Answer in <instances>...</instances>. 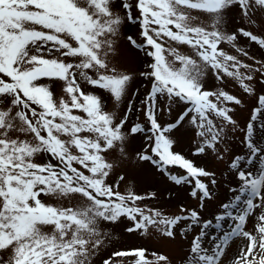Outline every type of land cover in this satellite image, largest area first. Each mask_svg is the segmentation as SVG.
Segmentation results:
<instances>
[{
    "label": "snow or ice",
    "instance_id": "obj_1",
    "mask_svg": "<svg viewBox=\"0 0 264 264\" xmlns=\"http://www.w3.org/2000/svg\"><path fill=\"white\" fill-rule=\"evenodd\" d=\"M119 7L123 20L113 11L112 0H0V264H92L103 243L98 231L102 221L115 224L127 219L132 222L128 232L151 235L154 230L164 240L175 239L182 222L198 223L195 210L171 216L146 212L136 206L144 197L131 190L122 194L107 183L114 165L104 154L118 151L123 156L129 135L144 134L154 154L142 151L140 160L160 168L178 166L186 175L167 179L181 185L194 178L193 197L200 201L213 196L210 185L216 184L215 174L174 152L168 134L188 119L200 137L196 154L211 150L223 158L217 145L226 128L235 130L232 106H240L242 100L226 90H204L203 80L214 73L216 79L231 78L244 93L255 94L254 74L264 75V63L253 68L219 46L227 43L236 48L239 34L264 48V36L245 28L228 34L221 25L234 7L252 23L256 12L264 13V0H120ZM133 8L138 9V17ZM186 9L209 14L211 25H192L196 17ZM133 20L139 22L143 40L137 43L131 36L128 40L151 58L147 70L140 73L151 81L142 101L150 127L134 124L126 133L128 115L117 123L112 113L104 111L102 98L85 94L79 81L121 101L132 76L110 67L107 54L122 22ZM169 42L187 45L194 56L166 47ZM236 51L248 55L243 48ZM44 79L53 85L63 82L68 98L57 101L52 87L40 83ZM161 96L169 101V110L176 102L191 107L164 126L158 118ZM257 103L253 120L255 114L264 115V94L257 96ZM246 128L248 154L233 157L228 165L238 187L230 189L233 198L221 205L223 212L215 217L218 224L231 220L233 226L211 241H206L202 229L190 241L183 264H220L226 247L238 237L248 243L237 264H264V213L256 218L255 234L245 230L253 210L264 207V147L251 139L253 124ZM38 154H47L56 163H37ZM74 195L83 198L76 208L41 200V196ZM42 226H50L51 233L43 232ZM210 226L208 222L204 227ZM113 256L132 257V264H171L167 255L153 252L148 258L143 248Z\"/></svg>",
    "mask_w": 264,
    "mask_h": 264
},
{
    "label": "rangeland",
    "instance_id": "obj_2",
    "mask_svg": "<svg viewBox=\"0 0 264 264\" xmlns=\"http://www.w3.org/2000/svg\"><path fill=\"white\" fill-rule=\"evenodd\" d=\"M113 11L124 17V11L119 7L120 0H112ZM192 17V25L210 26L212 20L210 15L199 10H185ZM134 17L139 16L138 9L133 8ZM239 28H245L252 31L258 36H264V13L256 12L253 16V22L249 23L247 18H242L238 8L234 7L223 17L221 30L231 34L237 32ZM142 29L139 22L123 21L119 32L116 36L111 37L114 41L113 50L107 54L110 67H115L117 71L124 72L132 76L129 82L126 95L121 101L116 102L110 94L103 90H98L84 81H79L81 90L85 94L93 93L99 95L103 100L104 111L112 113L116 117L118 123L125 114L128 120L125 124L124 131L134 124H141L146 130L150 127L145 116V106L142 101L145 100L151 90V81L140 75L141 72L147 70L148 63L151 58L144 54L142 48L133 45L128 37L131 36L137 43L143 40L140 35ZM236 48H243L247 52V56L236 51L232 45L222 43L219 47L223 48L230 54L236 55L237 58L245 64H250L253 68H259L264 63V48L255 42H251L248 38L238 34L236 40ZM166 47H177L179 51L186 55L194 56V53L187 45H177L175 42L165 44ZM169 59H171L169 57ZM179 67V64L176 65ZM241 71H245L241 69ZM264 75L260 73L254 74L252 86L255 88V94L248 95L243 92L238 83L231 78L226 81L215 78L214 73H209L204 77V90L217 92L226 90L230 94L239 97L242 100L240 106L233 107V118L237 121L235 130L231 126L225 129L224 140L217 145V149L222 154V159H218L216 152L209 150L205 154H196V148L200 143V137L196 135V129L185 119L180 126L169 133V138L173 141L172 150L181 154L186 159L191 160L195 166L204 168L215 174V185H210L213 196L207 200L198 201L196 197L191 195L194 190V178L186 184L177 185L167 179L172 174L182 173L178 166L157 167L151 161H142L138 154L145 151L146 154L154 155L148 148V141L144 134L129 135L124 155L118 151H108L105 158L108 162L113 163L114 168L107 178V183L114 186L115 190L122 194H127L129 190L136 195L144 197L142 201L136 202V206L142 207L146 212L159 211L166 215H187L195 210L199 215V222L193 224L191 220L182 222L180 228L176 229V236L173 240H164L158 233L153 230L151 235H143L141 232H128L127 228L131 226L130 221L123 219L115 224L109 222H100L98 231L102 239V245L96 250L92 257V264H104L105 260H109L110 264H132V257H116L113 253L120 251H131L133 249L143 248L146 250L148 258H152L153 252L157 254L167 255L171 260V264H183L184 257L188 254L189 243L195 235L202 229L205 231L206 241L216 240L225 231L233 226V221L216 222L215 217L223 212L222 204L228 203L233 198L234 192L230 189H236L239 181L230 174L228 167L229 162L237 155H247L246 140L248 139L247 124L252 123L253 129L251 139L260 147H264V115L255 114L253 120L254 109L258 107L257 96L264 94ZM40 83L48 84L52 87L54 97L57 101L61 97L67 99V95L63 92V82H56L47 79L41 80ZM129 103L132 105L131 111L128 110ZM191 107L190 104L176 102L171 105L169 110V101L166 97H159L157 108L159 109V122L167 126L174 123L179 116ZM74 114H82L79 110H73ZM23 138V137H22ZM31 139V137H27ZM74 154H78L74 150ZM37 163L52 162L47 154H38L34 158ZM77 167H79L77 165ZM86 171V170H85ZM87 174V172H86ZM186 175V172H183ZM123 177V180L120 179ZM204 182L208 183V179L204 178ZM82 197L74 195L69 198H55L49 196H41V200L45 204H51L56 207L76 208L80 206ZM257 203V201H254ZM183 210V211H182ZM253 215L246 222V231L255 234L254 228L257 217L264 213V207L253 210ZM211 222V226L205 228V224ZM188 225H192L188 227ZM182 229L187 232L184 235ZM41 230L51 233L50 226H42ZM248 241L243 237H238L230 241L226 247L224 255L221 257L220 264H237L241 259V250H246ZM251 259V257H249Z\"/></svg>",
    "mask_w": 264,
    "mask_h": 264
}]
</instances>
